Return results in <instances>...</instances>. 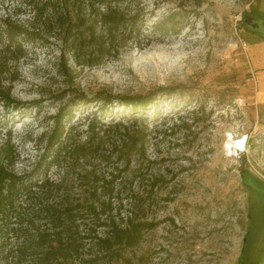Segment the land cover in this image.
I'll return each mask as SVG.
<instances>
[{
    "label": "rangeland",
    "instance_id": "1",
    "mask_svg": "<svg viewBox=\"0 0 264 264\" xmlns=\"http://www.w3.org/2000/svg\"><path fill=\"white\" fill-rule=\"evenodd\" d=\"M257 1L133 0L144 11L140 32H126L96 64L80 57L78 66L64 35L33 21L23 0H0V17L40 35L24 43L18 78L10 84L14 103L0 106V144L9 139L15 150L11 171L44 173L47 140L37 137L62 107L72 109L74 133L84 131L94 112L106 124L140 117L151 131L144 150L152 163L144 162L142 173L161 182L147 193L146 180H134L137 206L124 200L112 212L149 227L109 264H248L257 235L264 234V196L245 182L264 190L258 176L264 105L255 95L241 26L242 14ZM138 95L153 102L135 110L123 104ZM230 136L246 139L236 157L224 149ZM47 176L57 178L58 168L51 166ZM96 231L103 234L101 227ZM0 235V247L15 245L14 234ZM3 255L0 264H18Z\"/></svg>",
    "mask_w": 264,
    "mask_h": 264
},
{
    "label": "trees",
    "instance_id": "2",
    "mask_svg": "<svg viewBox=\"0 0 264 264\" xmlns=\"http://www.w3.org/2000/svg\"><path fill=\"white\" fill-rule=\"evenodd\" d=\"M31 18L43 28L57 30L71 47L73 61L96 64L114 51L115 43L142 28L143 8L133 0H23ZM250 13L264 19L255 8ZM172 28V25L171 27ZM242 29L250 31L242 20ZM254 32V31H252ZM40 38L35 29L0 17V106L14 102L10 84L17 78L18 62L25 56L24 43ZM153 102L150 95L129 97L123 104L135 110ZM105 103H109L105 100ZM36 104V102H34ZM72 109L64 107L49 115L43 174L34 171L16 174L9 169L15 150L9 139L0 144V234L11 233L13 247H0L3 259L18 264H109L120 256V249L138 244L149 225L131 215L113 214L114 204L139 202L133 181L146 180L150 193L161 182L160 176L144 177V144L150 135L140 117L125 123H100L96 112L87 117L84 131L73 132ZM102 110V109H101ZM99 111L102 112V111ZM141 120V121H140ZM112 121V118H111ZM172 125L168 130H172ZM36 140V139H35ZM137 157L135 160L134 157ZM51 166L58 177L47 176ZM251 179L246 185L257 193ZM124 193V195H123ZM127 202V201H126ZM96 227L103 228L98 234ZM4 235H0L2 238ZM242 253L239 256L241 262Z\"/></svg>",
    "mask_w": 264,
    "mask_h": 264
},
{
    "label": "crops",
    "instance_id": "3",
    "mask_svg": "<svg viewBox=\"0 0 264 264\" xmlns=\"http://www.w3.org/2000/svg\"><path fill=\"white\" fill-rule=\"evenodd\" d=\"M255 9L264 13V0H258ZM261 22L262 27H264V19ZM245 34L255 95L260 99V103L264 105V31H245ZM251 255L248 264H264V234L259 233L257 235Z\"/></svg>",
    "mask_w": 264,
    "mask_h": 264
},
{
    "label": "bare ground",
    "instance_id": "4",
    "mask_svg": "<svg viewBox=\"0 0 264 264\" xmlns=\"http://www.w3.org/2000/svg\"><path fill=\"white\" fill-rule=\"evenodd\" d=\"M244 148V139L243 138H234L229 137L224 143V149L230 153L237 152Z\"/></svg>",
    "mask_w": 264,
    "mask_h": 264
},
{
    "label": "flooded vegetation",
    "instance_id": "5",
    "mask_svg": "<svg viewBox=\"0 0 264 264\" xmlns=\"http://www.w3.org/2000/svg\"><path fill=\"white\" fill-rule=\"evenodd\" d=\"M250 17H252V22H258L260 24V26L257 28V29H250L248 28L251 32L254 31V32H259L261 31V28H264L262 27V18L259 17V16H256L252 13H247ZM244 23V22H243ZM247 27V26H246ZM252 183V181H250ZM252 185L254 186V188H256L258 191H261V192H264V190H262L261 188L257 187L254 183H252ZM261 196H264V194H260Z\"/></svg>",
    "mask_w": 264,
    "mask_h": 264
},
{
    "label": "water",
    "instance_id": "6",
    "mask_svg": "<svg viewBox=\"0 0 264 264\" xmlns=\"http://www.w3.org/2000/svg\"><path fill=\"white\" fill-rule=\"evenodd\" d=\"M242 20L247 28L257 29L260 24L258 22H252V17H250L247 13L242 14Z\"/></svg>",
    "mask_w": 264,
    "mask_h": 264
},
{
    "label": "built area",
    "instance_id": "7",
    "mask_svg": "<svg viewBox=\"0 0 264 264\" xmlns=\"http://www.w3.org/2000/svg\"><path fill=\"white\" fill-rule=\"evenodd\" d=\"M245 45V44H244ZM244 139V148L242 149V150H238L237 152H233V153H230L229 151H227V154H228V156H238L239 154L238 153H241V152H244L245 151V143H246V139L245 138H243ZM258 176H259V178L262 180V181H264V171H262L261 173L259 172L258 173Z\"/></svg>",
    "mask_w": 264,
    "mask_h": 264
}]
</instances>
